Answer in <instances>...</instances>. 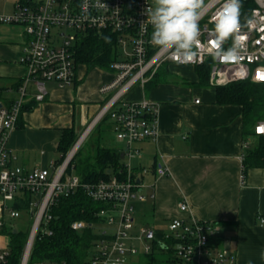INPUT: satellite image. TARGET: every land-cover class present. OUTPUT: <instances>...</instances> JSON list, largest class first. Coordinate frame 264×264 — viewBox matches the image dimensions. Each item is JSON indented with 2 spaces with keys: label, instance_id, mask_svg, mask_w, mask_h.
Wrapping results in <instances>:
<instances>
[{
  "label": "built area",
  "instance_id": "1",
  "mask_svg": "<svg viewBox=\"0 0 264 264\" xmlns=\"http://www.w3.org/2000/svg\"><path fill=\"white\" fill-rule=\"evenodd\" d=\"M4 3L8 0H1ZM251 1L248 10L255 28H249L246 21L243 31L247 33V53L242 58L246 75H241L238 66L217 61L209 46V30L214 23L219 5L206 10L201 24V40L205 43L203 59L189 64H179L171 55L151 44L152 27L146 10L153 6V0H12V13L0 15V24L22 28L24 40L17 60L26 73L15 90V99L9 106L0 103V236L5 238L0 246V264L10 254L6 231H16V221L22 215L31 220L29 235L23 251L21 264H28L32 244L38 235H51L49 222L51 210L61 197L74 194L78 189L86 198L104 206L93 215L96 222L73 221L70 229L82 231L93 228L98 239L93 242L91 256L86 264H130L133 257L161 255L172 252L177 264H235V256L228 249L218 248L210 239L220 233L214 222H203L195 216L186 219H171L162 231L163 238L155 239L157 229H134V202L146 201L143 190L148 187L143 178L148 169L137 167L134 160L141 156L140 145L154 142L158 135V105L150 100L127 101L125 96L136 85H144L156 76L158 70L173 65L199 67L209 63V86L216 88L233 82L248 81L264 85V0ZM104 32L116 35V50L119 57L110 63L109 83L100 87L108 99L99 113L89 122L85 131L78 136L58 163L49 167L24 169L15 164L17 158L9 150L7 139L15 129L26 96L39 103L49 92L47 85L69 88L77 82L78 65L75 60L79 39L88 33L101 35ZM230 38L225 48L231 46ZM198 103V100L194 101ZM107 118L112 125L114 139L122 143V169L108 179L97 182H83L71 167L75 154L85 142L88 133ZM255 136H264V121L254 127ZM249 143L243 144V149ZM244 155L240 156V162ZM168 172L162 164L155 167L157 177ZM244 175L240 180L244 183ZM29 194L27 210H17L12 202ZM182 213L190 209L185 201L178 205ZM264 225V218L260 219ZM163 245V246H162ZM34 264H56L48 261ZM59 264H66L59 262Z\"/></svg>",
  "mask_w": 264,
  "mask_h": 264
},
{
  "label": "crops",
  "instance_id": "2",
  "mask_svg": "<svg viewBox=\"0 0 264 264\" xmlns=\"http://www.w3.org/2000/svg\"><path fill=\"white\" fill-rule=\"evenodd\" d=\"M5 30H9L7 35L0 36V81L7 85L0 86V91L2 105L9 106L26 69L17 62L24 40L22 28ZM78 66L76 84L69 88L48 84L44 101L35 102L30 87L25 103L33 102V107L24 112L7 139L16 165L26 170L58 163L63 131L73 128L78 138L108 99L100 87L109 83L112 75L99 67ZM166 70L165 81L146 90L145 85H136L125 96L127 101L147 99L158 105L156 141L142 143L141 156L133 162L149 170L143 178L148 185L143 190L146 201L134 202L135 231L142 227L163 231L171 219L193 215L218 225L220 233L210 242L228 249L235 264H264V225L260 223L264 218V169L251 168L244 183L240 180L244 144L241 106L217 105L214 88L198 86L193 67L173 65ZM103 128L113 135L105 118L87 138ZM99 140L97 146L120 155L122 143L118 140L114 139L120 145L117 147H107L108 138ZM158 164L167 168L166 175L156 176ZM182 201L188 204L189 213L178 210ZM140 257L144 256L133 257L130 264H139Z\"/></svg>",
  "mask_w": 264,
  "mask_h": 264
},
{
  "label": "trees",
  "instance_id": "3",
  "mask_svg": "<svg viewBox=\"0 0 264 264\" xmlns=\"http://www.w3.org/2000/svg\"><path fill=\"white\" fill-rule=\"evenodd\" d=\"M253 7L251 1L243 2L241 9V21L247 19L248 10ZM119 57L116 50V35L104 32L101 35L88 33L79 39L76 46L75 60L77 65H85L88 68H101L108 70L109 64ZM166 66L158 70L156 76L145 84V90L156 86L159 82L165 81L168 75ZM209 63L195 68L199 78L197 85L204 88L209 86ZM20 81L14 87L16 90ZM216 92L215 103L217 105H238L242 108V136L246 143L250 138L253 140L247 148L243 149V161L241 162L242 174L245 176L251 168L264 169V136H255L254 127L264 121V85L248 81L233 82L224 86L214 88ZM3 98L0 91V103ZM33 102L24 103L20 111L16 126L20 124L21 117L25 111H30ZM8 106V105H7ZM76 135L73 128L64 130L58 145V152L63 157L76 142ZM61 161V160H60ZM71 167L78 174L83 182H97L101 179H108L111 173L122 169L121 155L118 151L99 147L92 154H89L80 163H71ZM29 194H23V199H15L12 207L17 210H27ZM104 205L94 203L85 197L84 192L78 189L74 194L57 200L50 214L52 220L49 222L51 235H38L32 244L28 264L48 261L59 264H86L91 256L93 242L98 235L93 228H86L82 231H72L70 225L73 221H84L86 223L96 222L94 212L102 209ZM20 219V217H19ZM30 220V219H29ZM31 224V220L28 225ZM28 229H19L15 232L3 230L9 238V257L3 264H21L23 251L29 235ZM163 238L161 230L154 232L155 239ZM139 264H177L172 258V252L161 255L149 254L140 257Z\"/></svg>",
  "mask_w": 264,
  "mask_h": 264
},
{
  "label": "clouds",
  "instance_id": "4",
  "mask_svg": "<svg viewBox=\"0 0 264 264\" xmlns=\"http://www.w3.org/2000/svg\"><path fill=\"white\" fill-rule=\"evenodd\" d=\"M217 4L219 7L209 30V46L217 61L236 65L241 75H246L241 62L247 53L248 39L241 21L243 0H153V6L146 10L152 27L151 44L165 53L170 52L179 64L202 60L205 43L201 40L200 22L206 10ZM246 24L249 28L256 27L252 18H248ZM230 38L232 44L225 48Z\"/></svg>",
  "mask_w": 264,
  "mask_h": 264
},
{
  "label": "rangeland",
  "instance_id": "5",
  "mask_svg": "<svg viewBox=\"0 0 264 264\" xmlns=\"http://www.w3.org/2000/svg\"><path fill=\"white\" fill-rule=\"evenodd\" d=\"M11 2H12V0H8V1H6V3H4L3 1L0 0V15H7V14L12 13V8L10 6ZM7 27H19V26L0 24V36L1 35H7V33L9 32V30H7V31L5 30V29H7ZM2 85H7V83L0 81V86H2ZM106 138H108V140H109L108 143L105 142ZM99 139H102L105 142V145L107 147L120 146L117 143V141L113 139V135H112L110 129L109 128H103L101 132L92 133L87 139H85V142L83 143V145L78 149L77 153L75 154V159H74L75 163L82 162L83 160H85L86 157H88L89 154H92L93 148L96 147L97 144H99V142H100ZM251 142H253L252 139H251L250 143ZM146 219L150 220V217L147 216ZM29 221L30 220L26 215H22L20 217V219H18L16 221L17 229L18 230L19 229H28V227L31 225V224L28 225ZM4 242H5V238L0 236V246H3Z\"/></svg>",
  "mask_w": 264,
  "mask_h": 264
},
{
  "label": "water",
  "instance_id": "6",
  "mask_svg": "<svg viewBox=\"0 0 264 264\" xmlns=\"http://www.w3.org/2000/svg\"><path fill=\"white\" fill-rule=\"evenodd\" d=\"M0 107H1V105H0ZM15 232V231H14Z\"/></svg>",
  "mask_w": 264,
  "mask_h": 264
}]
</instances>
